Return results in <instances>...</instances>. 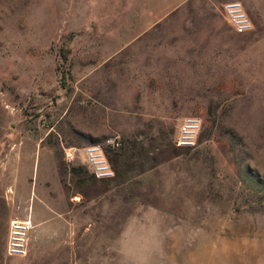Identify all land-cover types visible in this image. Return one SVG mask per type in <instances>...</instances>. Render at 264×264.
<instances>
[{
  "label": "rangeland",
  "instance_id": "374dc122",
  "mask_svg": "<svg viewBox=\"0 0 264 264\" xmlns=\"http://www.w3.org/2000/svg\"><path fill=\"white\" fill-rule=\"evenodd\" d=\"M225 1L0 0V140L51 172L50 244L16 264H264V0L242 33ZM114 133L115 177L66 159Z\"/></svg>",
  "mask_w": 264,
  "mask_h": 264
},
{
  "label": "crops",
  "instance_id": "0c3cea01",
  "mask_svg": "<svg viewBox=\"0 0 264 264\" xmlns=\"http://www.w3.org/2000/svg\"><path fill=\"white\" fill-rule=\"evenodd\" d=\"M22 144L15 148L12 142L9 144L0 140V264L17 263V256L7 253L10 222L13 218H24L29 213L33 216L36 225L32 231L28 254L40 258V250L49 245L51 239L46 236L50 231L52 203L51 172L49 165H45V147L39 146L37 141L28 144L31 148L29 156L32 158L28 172L27 158L24 152H20L28 146ZM16 150H19L21 156L13 160Z\"/></svg>",
  "mask_w": 264,
  "mask_h": 264
},
{
  "label": "built area",
  "instance_id": "2783aa9c",
  "mask_svg": "<svg viewBox=\"0 0 264 264\" xmlns=\"http://www.w3.org/2000/svg\"><path fill=\"white\" fill-rule=\"evenodd\" d=\"M223 10L228 22L236 31L242 33L254 28V21L241 0H227ZM203 119L198 114L183 117L175 136V144L180 147H192L198 142ZM122 144L119 133L108 136L104 141L90 142L84 145L71 144L65 147V157L69 162L82 161L91 172L100 179L113 178L117 170L110 157V151ZM35 222L31 213L24 218H13L10 222L7 253L12 256H25L29 252L32 231Z\"/></svg>",
  "mask_w": 264,
  "mask_h": 264
},
{
  "label": "trees",
  "instance_id": "16d2710c",
  "mask_svg": "<svg viewBox=\"0 0 264 264\" xmlns=\"http://www.w3.org/2000/svg\"><path fill=\"white\" fill-rule=\"evenodd\" d=\"M61 56H62L64 62H67L69 59L68 50L62 49ZM61 80H62V84L64 86H66L67 85V71L64 68L62 69Z\"/></svg>",
  "mask_w": 264,
  "mask_h": 264
}]
</instances>
